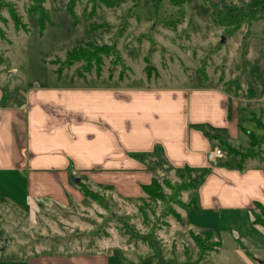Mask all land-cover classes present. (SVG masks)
I'll list each match as a JSON object with an SVG mask.
<instances>
[{"label": "rangeland", "instance_id": "rangeland-1", "mask_svg": "<svg viewBox=\"0 0 264 264\" xmlns=\"http://www.w3.org/2000/svg\"><path fill=\"white\" fill-rule=\"evenodd\" d=\"M7 2L28 29L17 30L10 10L2 9L0 73L11 86L51 84L58 71L71 78L163 74L173 79L188 74L201 84L205 78L232 99L239 127L232 134L241 152L236 155L220 145L226 158L196 172L156 161L157 198L146 193L122 199L110 193L101 204L80 189L68 206L18 208L0 202L8 252L24 257L104 250L111 264H264V227L254 221L251 210L227 213L222 220L195 215L188 207L196 203L197 186L183 189L208 170L200 187L220 165L264 166V14H256L258 20L251 26L244 22L233 34L216 21L218 11L230 6L248 11L252 0H44L50 23L43 31L38 17L29 12L32 0ZM72 51L82 54L68 63ZM245 130L254 133V145ZM254 212L264 220L261 207L256 205ZM206 231L219 247L201 258L195 235L204 239ZM145 236L156 239L157 255Z\"/></svg>", "mask_w": 264, "mask_h": 264}, {"label": "crops", "instance_id": "crops-1", "mask_svg": "<svg viewBox=\"0 0 264 264\" xmlns=\"http://www.w3.org/2000/svg\"><path fill=\"white\" fill-rule=\"evenodd\" d=\"M67 76L21 87L0 73V202L68 206L81 184L102 196L139 199L156 179V161L196 172L210 166L213 148L236 147L232 99L205 78L201 84L188 74ZM207 127L218 137H208ZM218 167L197 186L196 206L188 211L219 220L245 209L254 216L256 203L264 205V166ZM7 238L0 225V264H111L104 250L17 257L5 247Z\"/></svg>", "mask_w": 264, "mask_h": 264}, {"label": "trees", "instance_id": "trees-1", "mask_svg": "<svg viewBox=\"0 0 264 264\" xmlns=\"http://www.w3.org/2000/svg\"><path fill=\"white\" fill-rule=\"evenodd\" d=\"M160 0H157V2ZM174 4H182L183 2H186V0H171ZM44 0H32V6H30L29 12L31 15L37 16L39 24L41 26L42 31L46 28L47 24L50 23L49 19V12L44 8ZM213 8H217V4L213 3ZM249 14L247 13V9L244 8H238L234 6H230L227 8H224L216 13V21L222 25L227 27V29L231 32V34L238 31L244 22L248 23V26H251V24L258 20L259 17L256 15L258 13L264 14V0H252V2L249 4ZM4 7H7L10 10L11 18L14 21L15 27L17 30L23 29L24 31H28L26 24L22 22V18L17 14L16 11L13 10V7L10 3L7 2V0H0V20H1V11ZM76 54H82V52H74L68 54L67 62H72L77 59ZM0 63H2V59L0 58ZM60 74L61 71H58ZM99 75V74H98ZM196 127L205 128L204 125H196ZM208 130L205 129L206 134L210 138H216L218 137L217 134L211 133V131H216V128L213 127H207ZM246 133L249 135L252 145H254V133L250 130H245ZM227 148L228 150L233 154H241V152L236 149L235 147H232L228 144ZM156 151H160V147H156ZM138 155V154H136ZM238 168L243 169V165L239 164ZM184 170L191 172L192 170L190 168H185ZM208 170H203L201 173H199L198 177L193 180V182H190L186 185H183V189H190L191 187L198 186L201 181L204 180L205 176L207 175ZM82 192L85 196L88 198L97 201L101 204H104V197L100 195L97 192H94L93 190L89 189L85 185L81 184ZM144 192L157 198L160 195V186L157 180L155 179L153 183L149 186H144ZM192 205V204H191ZM257 206L261 207L264 212V205L260 203H256ZM196 203H194L192 206L189 205L188 209H191L192 207H195ZM187 207V205H186ZM255 216V222L262 225L264 227V220L260 216V214L254 212ZM196 240L198 242L199 249L201 251V258L205 257L207 252L217 250L219 247L218 242L213 241V234L210 231L204 232V239L200 238L199 235H195ZM144 242L148 243L149 247L153 249V251H156V255L159 252L157 248V242L156 239L153 236L150 237H143L142 238ZM201 239V240H199ZM160 264H165V262L160 261Z\"/></svg>", "mask_w": 264, "mask_h": 264}, {"label": "built area", "instance_id": "built-area-1", "mask_svg": "<svg viewBox=\"0 0 264 264\" xmlns=\"http://www.w3.org/2000/svg\"><path fill=\"white\" fill-rule=\"evenodd\" d=\"M226 158V153L221 147H215L207 153L210 166H217L220 160Z\"/></svg>", "mask_w": 264, "mask_h": 264}, {"label": "water", "instance_id": "water-1", "mask_svg": "<svg viewBox=\"0 0 264 264\" xmlns=\"http://www.w3.org/2000/svg\"><path fill=\"white\" fill-rule=\"evenodd\" d=\"M74 181H75L76 183H78V182H79V179H78V178H75V179H74ZM9 242H10V240H9V239H8V240H6L5 247H7V246H8Z\"/></svg>", "mask_w": 264, "mask_h": 264}]
</instances>
